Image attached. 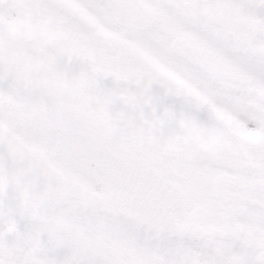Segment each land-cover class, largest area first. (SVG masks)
Returning a JSON list of instances; mask_svg holds the SVG:
<instances>
[{
    "label": "snow or ice",
    "instance_id": "snow-or-ice-1",
    "mask_svg": "<svg viewBox=\"0 0 264 264\" xmlns=\"http://www.w3.org/2000/svg\"><path fill=\"white\" fill-rule=\"evenodd\" d=\"M0 264H264V0H0Z\"/></svg>",
    "mask_w": 264,
    "mask_h": 264
}]
</instances>
